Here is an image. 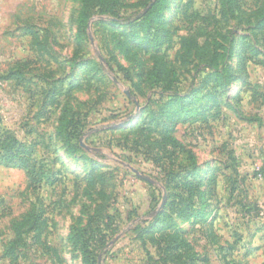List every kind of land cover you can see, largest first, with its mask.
I'll return each mask as SVG.
<instances>
[{
  "label": "rangeland",
  "instance_id": "obj_1",
  "mask_svg": "<svg viewBox=\"0 0 264 264\" xmlns=\"http://www.w3.org/2000/svg\"><path fill=\"white\" fill-rule=\"evenodd\" d=\"M150 1L0 0V264H264V0Z\"/></svg>",
  "mask_w": 264,
  "mask_h": 264
},
{
  "label": "trees",
  "instance_id": "obj_2",
  "mask_svg": "<svg viewBox=\"0 0 264 264\" xmlns=\"http://www.w3.org/2000/svg\"><path fill=\"white\" fill-rule=\"evenodd\" d=\"M104 2L107 3H111L112 0H104ZM220 4L224 7V10L230 14L235 13V8L233 7V2L232 0H220ZM164 5H165V0H151L148 3V8L147 10L142 13L141 15H139L137 18H135L134 20H142L143 24L147 21V18L149 19H153L154 23H156L157 21H162V15H163V9H164ZM239 7H237L238 9ZM86 5L83 4L82 8H81V12L79 15V19L78 22L79 23H85L86 22ZM261 13V19L259 20L258 24H262L260 31L264 30V13ZM131 16L126 18V22L124 23H130ZM114 21L119 20L117 17L113 19ZM200 21L203 25H215L219 22L218 17L216 16V14H206V15H201L199 13V11H194L191 14V18H190V22L191 21ZM163 28V24L160 25V29ZM157 33L154 34V37H146L147 40L149 41H154L156 42L155 46H159L161 43L160 41L163 40V38H157L156 37ZM218 35L221 36L222 38H225V35H223L222 33L218 32ZM214 43L216 44V47L214 48V52H213V56H212V63H214L215 65L218 64L219 59L220 58H230L231 57V46L229 45L228 48L225 47V45L223 44V42L219 41V40H215ZM220 49H222V51H220ZM134 128L135 126H129V128H124V129H130V128ZM169 140H171L173 146H179L182 147L183 145L178 142L176 139L172 138L171 136H169ZM0 157L2 159V162H4L7 166H12V167H21L25 170H31L33 169L32 164H31V155L30 153L24 151V149L22 148L21 143H19V141L15 138V137H10L8 142L7 140H2L0 139ZM41 170L39 171V179H37V181H40L43 177L46 176L45 174V170L42 167H40ZM197 172V171H196ZM195 168H194V172L188 175V179L192 178L195 174ZM164 193V192H163ZM166 195V194H165ZM167 198L169 201H166L165 206L166 207H170L172 208L173 205H175L173 202H176V198L177 197H172L171 195H167ZM179 200V199H178ZM204 208V207H203ZM202 206L199 207V209L194 210V217H192L190 214H186L185 220H195V219H205V211H203ZM166 211V210H165ZM23 224V223H22ZM22 224H20L18 228L22 227ZM98 227H95V229H97ZM100 232H102L100 230ZM98 233L97 235H93V238L95 239V245L92 247V249L97 248L99 246L100 243L104 244L103 239L105 237H103L104 235L102 233ZM100 237V238H99ZM101 237H103L101 239ZM97 240V241H96ZM18 242V240H13L9 247L8 250L11 254H14V244H16Z\"/></svg>",
  "mask_w": 264,
  "mask_h": 264
},
{
  "label": "water",
  "instance_id": "obj_3",
  "mask_svg": "<svg viewBox=\"0 0 264 264\" xmlns=\"http://www.w3.org/2000/svg\"><path fill=\"white\" fill-rule=\"evenodd\" d=\"M128 168H129V169H130V170H131V171H132L137 177H139V178H141V179H143V180H145V181H147V182H149V183H154V182H155V180H154L152 177H150V176H148V175H145V174L139 172L137 169H135V168H133V167H130V166H128ZM165 199H166V195H165V193H164V194H163V197H162L161 204H160L159 207H158V211H159L160 209L163 208V206H164V202H165ZM117 239H118V236H116V237L112 240V242H110L107 246H109L111 243L115 242Z\"/></svg>",
  "mask_w": 264,
  "mask_h": 264
}]
</instances>
